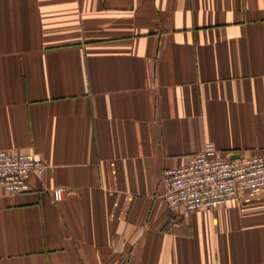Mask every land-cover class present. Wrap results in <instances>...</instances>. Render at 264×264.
<instances>
[{"label": "crops", "instance_id": "obj_1", "mask_svg": "<svg viewBox=\"0 0 264 264\" xmlns=\"http://www.w3.org/2000/svg\"><path fill=\"white\" fill-rule=\"evenodd\" d=\"M207 144L264 154V0H0V264H264V193L167 210Z\"/></svg>", "mask_w": 264, "mask_h": 264}, {"label": "built area", "instance_id": "obj_2", "mask_svg": "<svg viewBox=\"0 0 264 264\" xmlns=\"http://www.w3.org/2000/svg\"><path fill=\"white\" fill-rule=\"evenodd\" d=\"M45 170L46 165L33 154L0 151V190L8 195L25 193L30 177L41 176ZM161 184L170 213L185 217L195 211H210L239 201L242 193H264V154L231 160L207 144L189 164L164 171ZM61 191H54L56 201L61 200Z\"/></svg>", "mask_w": 264, "mask_h": 264}, {"label": "water", "instance_id": "obj_3", "mask_svg": "<svg viewBox=\"0 0 264 264\" xmlns=\"http://www.w3.org/2000/svg\"><path fill=\"white\" fill-rule=\"evenodd\" d=\"M238 158V156H233V157H231L230 159L231 160H235V159H237Z\"/></svg>", "mask_w": 264, "mask_h": 264}]
</instances>
